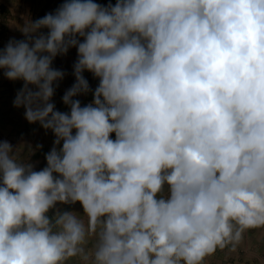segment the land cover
<instances>
[{
    "label": "clouds",
    "instance_id": "1",
    "mask_svg": "<svg viewBox=\"0 0 264 264\" xmlns=\"http://www.w3.org/2000/svg\"><path fill=\"white\" fill-rule=\"evenodd\" d=\"M20 31L0 70L54 139L38 170L0 140V264H204L264 229V0H63Z\"/></svg>",
    "mask_w": 264,
    "mask_h": 264
},
{
    "label": "crops",
    "instance_id": "2",
    "mask_svg": "<svg viewBox=\"0 0 264 264\" xmlns=\"http://www.w3.org/2000/svg\"><path fill=\"white\" fill-rule=\"evenodd\" d=\"M63 0H0V48L10 39H24L20 28L26 20L35 21L49 12H54ZM107 4L109 0H97ZM115 3V0H111ZM76 60V50L71 49L66 56L57 57L53 67L66 72L65 78L59 82L53 101L60 111H68L62 102L64 92L72 86L75 78L72 75ZM92 89L98 84L91 73L85 72ZM22 81H9L0 70V140H7L17 148V158L26 160L31 154V148L37 145L41 148L35 151L31 159L36 162L37 170L45 166L44 154L52 145L54 136L45 131L39 124H29L24 117V109L13 105L17 91L22 87ZM82 105L92 100V95L77 97ZM31 147V148H30ZM79 210V205L75 206ZM68 264H79L76 258H70ZM204 264H264V229H250L244 233L243 240L233 250L231 246L217 249L205 258Z\"/></svg>",
    "mask_w": 264,
    "mask_h": 264
}]
</instances>
